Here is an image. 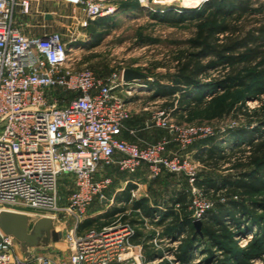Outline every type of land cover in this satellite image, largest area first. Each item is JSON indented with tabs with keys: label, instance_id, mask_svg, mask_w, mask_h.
Wrapping results in <instances>:
<instances>
[{
	"label": "built area",
	"instance_id": "2783aa9c",
	"mask_svg": "<svg viewBox=\"0 0 264 264\" xmlns=\"http://www.w3.org/2000/svg\"><path fill=\"white\" fill-rule=\"evenodd\" d=\"M41 1L0 0V213L74 219V227L61 231L71 251L70 264L162 262L144 254L146 246L157 244L159 234L134 244V225L123 214L98 232H80L79 224L91 218L96 203L106 209L115 203L114 196L108 197L112 179L101 176L104 169L117 166L132 174L145 165L155 178L162 172L179 174L187 161L164 157L166 142L140 148L121 138L136 81L124 82L122 74L104 80L90 70L70 68L81 47L77 31L115 15L116 8L108 0H47L86 16L77 20L65 42L58 32L26 34L34 26L28 18L40 13ZM171 122L172 114L162 110L150 124L174 135L178 128ZM67 180L72 190L63 203L59 183ZM208 208L197 206L192 221H203ZM157 209L145 222L162 219L167 210ZM16 244L0 229V264H58L49 257L22 258Z\"/></svg>",
	"mask_w": 264,
	"mask_h": 264
},
{
	"label": "rangeland",
	"instance_id": "374dc122",
	"mask_svg": "<svg viewBox=\"0 0 264 264\" xmlns=\"http://www.w3.org/2000/svg\"><path fill=\"white\" fill-rule=\"evenodd\" d=\"M127 1L132 4L129 8L123 9L121 5ZM208 1L193 0L192 2V0H188V3L185 0H108L106 4L116 8V14L108 18H99L88 28L77 31V44L81 47L74 51L70 68L75 71L90 70L104 80L111 79L113 75L120 76L125 70L136 71L144 75V80L136 81L135 86H132L135 91L127 99L130 101L128 108L130 117L138 121V126L144 122L152 123L157 113L166 110L162 107L164 103H170L173 99H178L181 96L178 94L172 98L159 97L149 100L154 87L156 85H173L176 57L179 53L190 49L189 41L196 34L197 20H184L181 23H176L172 21L174 18H171L169 13L199 9ZM252 1H256L255 6L264 4V0ZM184 2L192 5L185 6ZM156 15H160V17L156 18ZM165 16L168 17V20H164ZM258 17V15L245 16L244 18L248 20L245 23V30H249L252 20ZM68 21L66 18H59L51 27L55 32L63 35L65 42L69 40L71 29L75 28V26L71 27ZM74 23L77 24V21L74 20ZM207 60L208 58L204 59V62ZM209 74L210 78L220 75L219 71H211ZM210 81L206 79L203 82ZM258 87L259 84L256 82H250L244 88L228 89L229 94L225 96V101L228 104H234V112L221 120H206L205 116L207 115L204 110L191 118V122L188 123H179V120L172 116L171 123L178 128L174 135L169 134L167 129L152 125L155 129L145 133L141 138L144 147L166 142L168 145L165 146L164 157L173 159L178 156L181 162L187 161L185 166L181 164L183 170L179 174L170 175V173L162 172L159 175L160 179L150 190L153 199H161L162 193L167 189L170 191L179 189L187 195V209L185 213H182V217L185 215L192 219L197 206L208 205L209 208L203 221H207L213 215L223 217L225 214L222 222L233 233L231 241L220 242L221 247L230 252L232 257L234 256L232 259L226 256L223 249L214 246L207 238L203 237L202 230H200L198 241L190 249V259L187 264H233L235 260L241 261L254 253L249 248V244L254 240L259 242L262 259L247 264H264V210L250 207L252 201L263 202L264 193L253 196L251 200L228 197L225 195V189L220 188L223 187V181L236 179L237 172L229 170V166H231L229 164L219 169H209L198 160V157L206 159L210 149L215 146L220 147L222 153L228 155L244 148L248 140L258 137L259 132L256 133L255 129L260 125L256 124V119H248V121L247 117L242 115L245 113L244 109L251 112L260 107V101L264 103V95L260 96V100L253 99V95L259 92ZM216 92L219 95L223 94L219 90L206 92L204 100H210L217 94ZM166 111L173 114L172 109ZM260 131L263 132V128H260ZM189 148L192 153H189ZM208 163L213 164L214 161H208ZM191 179L194 181L191 182ZM59 185L60 196L64 203L72 190V184L67 180L61 181ZM231 201L243 202L242 204L247 207L246 215L233 211ZM114 205L107 209L94 205L91 209V218L79 222V231L98 232L123 214L125 221L134 225V231L141 234V243H146L147 239L159 234L156 245L145 247L146 257L154 254L152 260L163 259L157 264H180L175 259V253L179 250L181 241L188 235L182 234L181 231L168 229V225L173 219L169 220L170 218L163 216L158 223L151 220L145 222L147 219L145 212L143 208L138 211L134 207V200L126 206L116 208ZM152 205L155 204L152 203ZM143 206L150 209L148 202H145ZM155 210L158 209L155 208ZM98 211L103 213L97 214ZM110 212H113V215L106 216ZM41 219L50 218L28 217V232H32L36 223ZM235 219H239L238 224L233 221ZM50 220L52 221L50 231L54 230L58 233H61L63 228H72L76 224L74 219L68 220L62 217H58V220ZM203 221H201V227ZM42 238H47L45 232L42 233ZM249 238L251 239L249 240ZM16 245L17 252L22 258L49 257L58 264H70L71 251L63 237L56 242L52 241L50 237L46 243L42 242L40 238L33 246L18 242Z\"/></svg>",
	"mask_w": 264,
	"mask_h": 264
},
{
	"label": "trees",
	"instance_id": "16d2710c",
	"mask_svg": "<svg viewBox=\"0 0 264 264\" xmlns=\"http://www.w3.org/2000/svg\"><path fill=\"white\" fill-rule=\"evenodd\" d=\"M131 4L132 2L127 1L122 3L121 7L126 9ZM255 5L256 1L252 0H209L199 9L169 13V16L174 18L172 21L176 23L197 20L196 34L189 41L190 49L179 53L176 57L173 85H156L149 100L159 97L172 98L180 94L178 99L162 105L166 110H173L172 116L176 117L179 123L191 122V118L200 114L202 110L207 115L206 120H221L227 117L234 112V104H228L225 101V96L229 94L227 90L247 87L250 82L259 84V92L253 95V99L260 100V96L264 95V4ZM252 15L259 17L252 20L249 30H245V23L248 20L244 17ZM159 17L160 15H156V18ZM167 18L165 16L164 20H168ZM206 58L208 60L204 62ZM211 71H219L220 75L210 78ZM206 79L211 81L204 83ZM216 90L223 94L219 95L217 91L210 100H204L206 92ZM260 103L258 109L251 112L244 109L245 113L242 114L247 117V120L256 119V124L260 125L255 129L256 133L259 132L258 137L248 140L244 148L228 155L223 154L220 147L215 146L210 149L206 159L198 157L206 168L219 169L229 164L231 165L229 170L237 172L236 179L223 181V187L220 188L225 189V195L231 198L251 200L253 196L264 193V131H260V128L264 130V103L261 101ZM208 161H214V163L211 164ZM144 203L137 202L135 207H141L145 214H149L151 209L143 206ZM242 203L231 201L233 211L246 215L247 207ZM174 204H179L181 213H185L187 195L184 192L178 193ZM250 204V207L264 210V201H252ZM111 215L113 212L107 213L106 216ZM223 217L213 215L207 221H203L201 227L203 237L221 249L223 247L220 242L231 241L233 235L227 225L222 222ZM233 221L239 223V219ZM168 227L169 230L181 231L182 234L188 235L181 241L180 248L175 253V259L180 264H187L190 259V249L198 241L192 219L185 215L181 219L176 217L170 221ZM139 236L141 234L136 232L135 237ZM249 248L254 253L241 261L235 260L233 264H247L262 259L257 240L251 242ZM223 251L229 258L234 257L226 249ZM152 256L154 254L148 255V258Z\"/></svg>",
	"mask_w": 264,
	"mask_h": 264
},
{
	"label": "crops",
	"instance_id": "0c3cea01",
	"mask_svg": "<svg viewBox=\"0 0 264 264\" xmlns=\"http://www.w3.org/2000/svg\"><path fill=\"white\" fill-rule=\"evenodd\" d=\"M34 11L35 8L33 7L32 12ZM39 12L40 13L36 15H32L31 18H28V20L33 22L34 26L28 29L26 31V34L42 36L46 33L55 32V30L51 29V27L59 18H66L67 20H69L68 22H70L71 27L76 25L74 23V20H84L86 18L82 10L74 8L68 4L55 1H41L39 5ZM42 14H44V16ZM47 15H49L51 19H46L45 17ZM23 19L24 21H26L25 18ZM41 26L43 28H41ZM128 104H130V101H128ZM137 122L138 121H136V119L130 117V119L125 124V130L123 131L121 138L128 143L143 148L144 146L142 145L143 142L141 138L145 135V133L150 132L155 128L148 122H144L140 126H138L139 124ZM190 152L191 149L189 148V153ZM101 176L110 177L112 179V186L110 191L108 192V197L114 196V207L116 206L117 208L119 205L126 206L127 204H129L132 200V194L134 193L136 195V198L133 199L134 207L135 203L137 202H148L150 206L151 211L149 212V214H145L146 218H150L154 212V209L157 207L167 210V212L164 213L163 216H167V218H170L169 220H172L176 217H179L180 219L182 218L183 215L181 213L180 205L174 204V200L176 198V195L183 191H180L179 189H177V191H170L169 189H167L166 192L162 193L161 199H153L150 190L154 186V184H156L157 181L160 179V176L152 178L145 165L138 168L132 174L121 172L117 166H112L108 169H104L101 172ZM152 203H154L155 205L153 206ZM95 205H97L98 207H102L97 203ZM135 208L139 210L141 207ZM173 209L174 211H172ZM99 213H102V211L97 212V214ZM141 241V236L134 237L132 240L134 244H139L141 243Z\"/></svg>",
	"mask_w": 264,
	"mask_h": 264
},
{
	"label": "water",
	"instance_id": "95a60500",
	"mask_svg": "<svg viewBox=\"0 0 264 264\" xmlns=\"http://www.w3.org/2000/svg\"><path fill=\"white\" fill-rule=\"evenodd\" d=\"M51 19L49 15L45 17ZM124 82H132L144 80L145 76L132 70H125L122 74ZM28 217L19 213L3 211L0 213V229L6 234L12 236L18 243L33 246L37 244L41 238L42 242L46 243L51 237V240L56 242L62 237V233H58L52 229V221L50 219H41L36 223L32 232H28ZM193 226L197 234H200L201 221L196 220ZM46 233L47 238H42V233Z\"/></svg>",
	"mask_w": 264,
	"mask_h": 264
},
{
	"label": "bare ground",
	"instance_id": "6f19581e",
	"mask_svg": "<svg viewBox=\"0 0 264 264\" xmlns=\"http://www.w3.org/2000/svg\"><path fill=\"white\" fill-rule=\"evenodd\" d=\"M185 1L188 2V0H185ZM196 1H200V0H196ZM182 2H183V1H182ZM192 2H193V0H192ZM192 2H191V3H192ZM184 3H186V2H184ZM188 3H189V2H188ZM183 5H184V4H183ZM188 5H190V4H187V3L185 4V6H188ZM191 5H192V4H191ZM191 5H190V6H191ZM185 6H184V7H185ZM250 239H251V238H249V240H250Z\"/></svg>",
	"mask_w": 264,
	"mask_h": 264
}]
</instances>
